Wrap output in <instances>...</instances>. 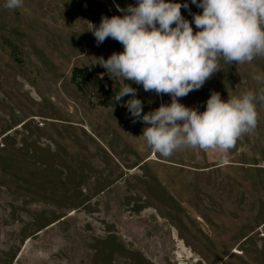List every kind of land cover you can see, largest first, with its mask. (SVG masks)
Returning <instances> with one entry per match:
<instances>
[{
	"label": "rangeland",
	"instance_id": "rangeland-1",
	"mask_svg": "<svg viewBox=\"0 0 264 264\" xmlns=\"http://www.w3.org/2000/svg\"><path fill=\"white\" fill-rule=\"evenodd\" d=\"M171 2L189 5L181 8L189 22L202 13L191 0ZM5 3L0 264H264V102L256 129L227 152L183 147L163 157L142 136L148 125L122 106L130 95L101 106L125 84L137 89L142 114L171 103L100 65L124 49L111 38L97 46L91 25L137 0ZM219 65L179 102L203 112L212 92L227 101L264 89L254 78L264 76V57ZM75 68L104 78L107 93L73 83Z\"/></svg>",
	"mask_w": 264,
	"mask_h": 264
},
{
	"label": "clouds",
	"instance_id": "clouds-1",
	"mask_svg": "<svg viewBox=\"0 0 264 264\" xmlns=\"http://www.w3.org/2000/svg\"><path fill=\"white\" fill-rule=\"evenodd\" d=\"M202 9L192 22L181 15L187 3L171 0H137L135 6L121 8L123 16H103L91 32L99 46L111 38L123 46L101 66L117 78L142 85L144 91L169 95L170 104L143 113V102L136 98L137 89L125 84L113 96L117 103L130 95L122 106L133 123L148 125L142 136L163 157L183 147L227 152L244 134L252 133L258 123L257 101L260 94L251 90L224 101L212 92L206 110L189 108L179 102L190 92L199 90L214 73L221 70L219 61L251 63L264 57V0H191ZM23 0H6L5 7H22ZM191 14V13H190ZM175 25V27H173ZM264 81V76L254 77Z\"/></svg>",
	"mask_w": 264,
	"mask_h": 264
},
{
	"label": "trees",
	"instance_id": "trees-1",
	"mask_svg": "<svg viewBox=\"0 0 264 264\" xmlns=\"http://www.w3.org/2000/svg\"><path fill=\"white\" fill-rule=\"evenodd\" d=\"M80 81L79 86L82 87H94L98 88L101 92H106V87L104 86V78L93 75L87 68H75L72 73V82L76 83ZM121 89V88H120ZM118 88L114 95L120 91ZM103 107H118V103L112 98L111 103H102Z\"/></svg>",
	"mask_w": 264,
	"mask_h": 264
},
{
	"label": "bare ground",
	"instance_id": "bare-ground-1",
	"mask_svg": "<svg viewBox=\"0 0 264 264\" xmlns=\"http://www.w3.org/2000/svg\"><path fill=\"white\" fill-rule=\"evenodd\" d=\"M157 158V157H156ZM175 238H177V234L175 233ZM179 246H180V249L181 250H183V251H186L187 253H188V255L190 256V258L193 256L192 255V253L188 250V249H186V246L182 243V242H180V244H179ZM183 251H182V253H183ZM181 253V254H182ZM180 254V253H179ZM183 254H185V252L183 253ZM185 256V255H184ZM187 256V255H186ZM195 257V256H194ZM179 258H180V262H181V260H182V256L181 255H179ZM181 264H184V263H181Z\"/></svg>",
	"mask_w": 264,
	"mask_h": 264
}]
</instances>
